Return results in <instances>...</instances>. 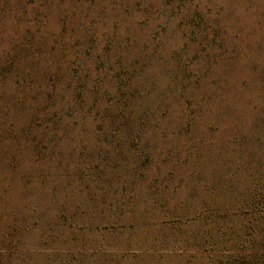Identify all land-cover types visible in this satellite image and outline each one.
<instances>
[{
    "label": "rangeland",
    "instance_id": "obj_1",
    "mask_svg": "<svg viewBox=\"0 0 264 264\" xmlns=\"http://www.w3.org/2000/svg\"><path fill=\"white\" fill-rule=\"evenodd\" d=\"M0 264H264V0H0Z\"/></svg>",
    "mask_w": 264,
    "mask_h": 264
}]
</instances>
